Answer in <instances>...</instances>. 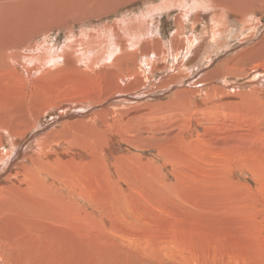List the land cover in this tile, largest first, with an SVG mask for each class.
I'll return each instance as SVG.
<instances>
[{"label":"rangeland","instance_id":"rangeland-1","mask_svg":"<svg viewBox=\"0 0 264 264\" xmlns=\"http://www.w3.org/2000/svg\"><path fill=\"white\" fill-rule=\"evenodd\" d=\"M144 4L142 0H0V25L4 27L0 36L5 30L10 36L16 32L21 34L25 30L28 39H36L37 42V39L43 40L42 37L46 34V46L54 44L63 47L78 40V37L66 36L65 31L75 22L81 23L89 17L92 27L99 24L112 26L123 18L139 14L142 9L149 10ZM253 4L255 11L252 10V13L257 14V27L249 31V34L248 31L244 34L243 24L234 17L230 18L228 29L218 44L209 38L212 48L210 56L208 55L210 59L201 57L194 68L186 70L185 82L178 81L169 91H160L157 87L165 73L159 72L157 63H152L150 70L155 73V78L147 89L156 83L155 92L150 94L148 90L143 91L142 98H138L141 99L139 102H135L132 97L123 101V104L128 103V107L125 104L123 106L126 107L118 104L112 106L116 107L117 113L138 111L137 117L134 121L126 122L124 117L119 116L120 112L116 117L110 114L107 122L113 133L107 135L105 153L104 150L100 152L103 155L100 159L96 156L88 157L91 164L99 160L104 164L99 162L97 166H87L86 158L78 160L80 172L76 174L86 177L85 183L89 187L84 185L82 189L89 192L82 190L83 194L80 189L62 185L47 190L52 191L47 192V198L50 196L51 200L55 199L54 202L46 199L45 205L48 200V206L55 210L48 207L49 211L46 212L49 215L56 213L57 219L62 221L58 224L48 223V219H45L48 214L42 215V211L38 212L39 215L36 214L48 224H40L45 229L44 232L42 228L44 234L39 239L40 242H36L40 245L35 244V248L29 250L31 262L24 256L27 262L23 264H230L232 258L233 264H237L239 256L247 258V262L243 259L245 263L242 261L240 264H264V98L259 99L250 94V87L257 84L251 86L252 79L258 82L259 73L246 67L247 65H241V69H246L233 71L229 76L219 73L222 81L206 82L208 86L205 90L215 88L225 93V97L217 101L219 109H212V112H197L192 105V108L170 105L164 108L152 107L174 102L171 97L179 91H193V85L208 72L212 71L215 78L214 70L222 67L219 63L226 57H233L253 48L263 39L264 0H253ZM177 14L176 10L154 17L159 23L158 32L161 33L157 39H160L166 53H169L170 42L178 29L185 31L181 40L190 38L191 35L192 39H201L206 35L208 24L213 25L209 18L195 24L193 17L182 27H178L177 21L175 22ZM75 31L77 33L79 28ZM5 49L0 43V53ZM173 59L175 57L170 59L169 66ZM262 63L264 60L260 64ZM0 68L3 74L8 72V68L1 62ZM59 68L58 74L61 77L63 69L61 66ZM133 70L134 65L129 61L124 71ZM136 70H139V66ZM244 73L246 75L238 76ZM7 79L4 78L3 81ZM42 80L40 77V81ZM136 90L140 92L141 88L135 89V93ZM208 93L209 97L213 95L212 91ZM241 93L243 95L238 96ZM132 104H145L148 108H138ZM76 112L78 111L75 110L74 113ZM47 116L42 127L59 120V112H50ZM111 118L115 122L118 120L116 124ZM142 118L146 120L145 124ZM65 123L64 120L59 126ZM125 128L130 130V134H127L129 132ZM132 129L135 131L131 136ZM143 129L149 132L145 133ZM98 131L94 129L95 134L100 132ZM129 137L135 139L128 140ZM142 138H148L146 141L150 139L155 144L149 141L151 145ZM64 151L60 150L59 154H64ZM113 154L116 157L121 154L123 160L117 157L120 162L116 161ZM70 170L69 167L68 176H72ZM78 191L86 196L85 199L81 200ZM138 194L140 197H137ZM30 213L27 210L22 216ZM115 213H118V217L121 214L123 216L117 218ZM26 252L28 250L24 251ZM6 261L7 258L4 259Z\"/></svg>","mask_w":264,"mask_h":264},{"label":"bare ground","instance_id":"bare-ground-1","mask_svg":"<svg viewBox=\"0 0 264 264\" xmlns=\"http://www.w3.org/2000/svg\"><path fill=\"white\" fill-rule=\"evenodd\" d=\"M142 2L145 3V6L149 7V10L145 11L142 9L139 11V14L127 19L123 18L112 26L99 24L92 27V21H88L89 17L81 23L75 22L71 28L66 26L68 27L65 29L66 36L71 38L78 37V40L63 47L59 45L55 46L54 44L46 46L48 38L46 34L42 37L43 40L37 39V42L36 39H28L25 30H22L21 34L19 32L14 34L15 32L11 30L14 35L10 36L8 31L4 29L5 31L0 36V43L6 48L0 53V62L5 68H8V72L4 74L1 71L3 76L0 72V264L1 262L5 264L26 263L27 260L25 261V259L28 258L29 260L31 256L28 255L29 250L35 248V244H39L36 242L39 241L45 232V229L40 227V224H58L62 221V219L61 221L57 219L55 212L54 215H49L50 213L46 212L49 209H54L48 206V200L45 205L46 199H49L51 202L55 199L52 198L53 200H51L50 196L47 198L48 193L52 192H48L47 190H52L57 185L80 189L81 192L85 190L82 188H84V185H87L85 183L86 177L84 178L76 174L80 172L79 167H77L80 164L78 160L86 158L85 162L87 166L93 164L97 166L99 162H102L99 160L91 164V161H88V157L96 156L97 159L102 158L103 155L100 152H103L108 144L106 140L108 139L107 135L109 136L113 133L111 126L107 122L111 117L110 114L115 116L120 112L119 116L124 117L126 122L135 120L138 111L134 113L119 111L117 113L115 111L116 107L112 106L114 104H118L119 106L125 104L128 107V103L123 104V101L130 100L132 97L135 102H139L141 99L138 98L143 94V91L148 90L150 94L155 92L156 83L152 84L153 88L150 86V89H147L148 85L155 78V73L150 70L152 63H157L159 72L165 73L161 78L163 82L161 83L160 79V86L157 87L160 91L165 92L178 81L184 80L183 82H185L187 78L185 71L194 68L201 57L206 56V60L210 59L208 57L212 48L210 47L209 38L218 44L221 36L228 29V20L230 18L234 17L240 24H243V33L248 31L249 34V31L257 27L255 23V21H258L255 17L256 13H252V10L255 11L253 0H142ZM171 10L178 11V16L175 19L178 27H182L193 17L195 24L200 20L202 21V19L209 18V21L213 22V25L208 24L206 35L201 37V39H192L193 35H191L190 38L181 40L182 36L185 35V31L178 29L170 42L169 53H166L167 51H164L165 48L162 47L160 39H157V36L161 33L158 32L159 28H157V24L159 23H157L154 17L157 18V15L161 13L172 12ZM195 12L198 13L195 15ZM190 24L192 26V23ZM3 28L0 25V31ZM76 28H79L77 33L76 31L74 32ZM248 40L251 41V39ZM174 57L175 59L171 61V66H169L170 59ZM262 59L264 60V37L253 48H248L233 57L228 56L220 62L219 64L222 67L214 70L215 78H213L212 71L208 72V74L193 85V91H189V89L179 91L171 97L174 102L152 107L164 108V106L170 105L171 107L179 106L182 108L190 106L192 108L193 106L197 112L201 110L203 112L215 110L220 106L217 104V101L221 97H225V93L221 89L215 88L205 90L208 86L206 82L211 80L220 81L221 74L219 73L229 76L233 71H243L246 69H241V65H247L246 67L259 73L257 77L259 79L258 82H256V79L255 81L252 79L251 86L255 83L257 84L250 87L252 89L250 94L259 99L264 98V82L261 81L264 80V65H262L264 63L260 64L263 61ZM129 61H132L134 65L133 72L124 71ZM60 66L63 69L61 77L58 74ZM137 66H139V70H136ZM171 74L174 75L172 76ZM243 75H246V73L238 74V76ZM40 77L43 79L42 81H40ZM261 77L263 79H260ZM4 78L8 79L3 81ZM27 87L28 91H26ZM139 88H141V91L138 92L136 90L135 93V89ZM209 91L213 92L211 97H209ZM146 93L148 94V92ZM246 94L248 95V93ZM242 95L241 93L238 96ZM232 99L234 100L235 97H232ZM252 99L255 100V98ZM132 106H137L138 108L141 106L146 107L145 104H132ZM75 110L78 112L74 113ZM54 111L59 112V120L42 127L45 123L44 120L48 117L47 115ZM144 111L142 110V112ZM229 114L231 115V113ZM247 114L250 116V113ZM64 120L66 123L59 126ZM144 121L146 120L143 119V124H145ZM138 122H141V120ZM111 125H114V123H111ZM114 127L116 128V126ZM94 129L100 132L98 131L99 133L95 134ZM124 130L130 131L128 128ZM134 131L131 133V136L134 135ZM146 132L149 131L145 130ZM127 134H130V132ZM115 135H117L116 132ZM130 139L129 137L128 140ZM134 139L132 138L131 140ZM146 140L144 139V141ZM149 141L150 139L146 142ZM150 142L155 144L152 140ZM118 144L120 145L119 142ZM114 146L116 147V145ZM60 150H65L64 154H59ZM115 154H113V157ZM120 155L117 157L122 159ZM117 157L115 158L116 161L119 160ZM125 164L127 165V163ZM69 167L72 176H68ZM74 189L72 190L75 191ZM85 191L88 190L86 189ZM88 192L86 193L87 195ZM77 193L81 197V200L85 199L86 196L83 195V192V194L79 191ZM100 199L103 198L101 197ZM103 201L105 202L104 199ZM51 205L53 206L52 203ZM27 210H30L31 213L22 216ZM39 211L43 212L42 215L48 214L45 216L47 217L45 219H48V223L44 222L40 217L38 218L36 214ZM118 213H115L117 218L121 215L123 216L121 214L118 217ZM35 216L37 217L35 218ZM36 225L37 227H35ZM26 250H28V253H24ZM5 254L7 255L6 257ZM5 258H7L8 263H6L7 261L4 262ZM237 258L239 259L237 264L242 263L243 259L247 262V258L245 257L239 256ZM233 263L234 259L232 258L230 264Z\"/></svg>","mask_w":264,"mask_h":264}]
</instances>
